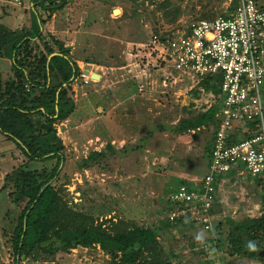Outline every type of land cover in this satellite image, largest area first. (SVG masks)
Returning a JSON list of instances; mask_svg holds the SVG:
<instances>
[{
	"label": "rangeland",
	"instance_id": "obj_1",
	"mask_svg": "<svg viewBox=\"0 0 264 264\" xmlns=\"http://www.w3.org/2000/svg\"><path fill=\"white\" fill-rule=\"evenodd\" d=\"M121 1L123 3L114 0L116 4L103 7L100 0H67L62 10L52 13L42 26L45 33H53L73 45L72 54L77 57L90 54L100 62L76 59L80 69L85 67L101 76L84 81L80 73L76 75L70 83L74 108L65 119L53 124L64 144L66 155L62 168L66 178L61 188L70 205L91 211L97 217V222L112 216L128 222L155 224L157 219H164L168 215L163 175L154 176L153 170L148 177L139 175L130 165L134 160L131 162L129 144L116 142L117 137L113 138L114 144L109 142L113 134H123V122L128 121L125 119L130 114V105L138 100L133 102L130 92L144 94L150 113L148 119L151 121L147 138L149 147L153 149L162 142L164 144V148L156 154L153 152L157 157L151 159L154 168H158L157 165H162L161 169L170 168L167 172L171 175L166 177L173 181V177H169L174 176L171 172L184 167L178 166L177 158L190 164L192 169L185 168L189 169L191 177L201 175L207 151L205 144L212 131V125L206 124L193 132L186 130L178 133L173 129L177 118L188 112L194 114L202 111L217 101L218 96L210 89L199 86L194 79L178 75L154 53L148 54L149 48L140 42L152 33L164 34L170 28L185 25L193 19L223 14L228 11L230 0H162V5L157 3L161 0ZM256 2L264 7V0ZM32 4L31 0H0V21L11 28L26 25ZM122 7H125L126 15H121ZM9 62V58L0 56V80L4 81L11 75ZM178 91H185L190 100L183 110L180 107L185 98L178 97ZM192 99H195L194 103ZM155 130L158 134L154 133ZM161 130L164 132L160 133ZM188 134L189 141H179ZM106 143L111 148V145L117 148L111 150ZM119 143L122 146H118ZM91 149H103L105 154L88 168L76 166ZM25 160L21 149L0 133V185L4 173L15 169ZM52 162L53 159L33 160L31 166H49ZM131 172L138 176L129 174ZM8 190L9 187L0 188L2 264L13 263L8 234L19 210V206L9 197ZM261 202L264 203L263 198ZM259 210H264V204L262 208H256L254 214L260 213ZM187 217V221L178 222L168 229L162 226L158 232L163 255L169 258L170 264H264L257 257H248L238 249L230 253V248H225L215 255V251L226 246L222 239H225L228 231L212 227V222L211 228L205 230L197 220ZM201 232L205 239L208 238L207 244H215L216 250L212 254L198 246L201 242L196 241L195 237ZM20 264H111V254L96 243L76 245L50 255L40 252L35 258L22 259Z\"/></svg>",
	"mask_w": 264,
	"mask_h": 264
},
{
	"label": "trees",
	"instance_id": "obj_2",
	"mask_svg": "<svg viewBox=\"0 0 264 264\" xmlns=\"http://www.w3.org/2000/svg\"><path fill=\"white\" fill-rule=\"evenodd\" d=\"M100 1L103 7L123 3L121 0L116 3L114 0ZM31 2L26 25L11 28L0 21V56L9 58L11 69V75L0 80V133L12 140L26 156L15 169L4 173L0 185V188H10L8 195L19 206L8 234L12 264H20L27 257L35 258L40 252L50 255L57 250L95 243L111 254V264H170L169 258L163 255L158 232L162 226L168 229L183 217L176 215L169 219L166 216L157 219L155 224L128 222L112 216L97 222L94 213L73 207L63 196L61 186L66 172L62 168L66 155L53 124L65 119L74 108L70 83L80 73L76 59L100 62L90 54L77 57L72 54L73 45L53 33L42 31L45 21L52 13L62 10L67 0ZM236 2L230 0L227 10H231ZM157 3L163 4L162 0ZM122 8L121 15H126L125 7ZM52 51L55 53L47 58ZM217 81L218 77L212 81L204 78L197 84L217 95ZM218 105L219 100L203 111L180 117L174 125L175 130L182 132L201 124H211L213 133ZM106 147L110 148V145L106 143ZM104 154L103 149H91L76 166L88 168ZM46 159H53L52 164L31 166L33 160ZM62 177L64 179L60 180ZM165 208H169V203ZM224 243L230 253L238 249L246 256L264 262V257L258 254L264 250V210L255 217H244L233 224ZM249 243L255 245L254 250L248 247Z\"/></svg>",
	"mask_w": 264,
	"mask_h": 264
},
{
	"label": "built area",
	"instance_id": "obj_3",
	"mask_svg": "<svg viewBox=\"0 0 264 264\" xmlns=\"http://www.w3.org/2000/svg\"><path fill=\"white\" fill-rule=\"evenodd\" d=\"M140 44L180 76L197 83L218 77L219 106L206 171L197 184L179 183L168 192L174 205L168 218L188 212L209 230L216 177L234 164L258 180L264 201V7L256 0H237L226 14L152 33ZM80 75L90 78L81 69ZM198 246L206 249L203 242Z\"/></svg>",
	"mask_w": 264,
	"mask_h": 264
},
{
	"label": "crops",
	"instance_id": "obj_4",
	"mask_svg": "<svg viewBox=\"0 0 264 264\" xmlns=\"http://www.w3.org/2000/svg\"><path fill=\"white\" fill-rule=\"evenodd\" d=\"M100 76L101 75L99 73V77ZM133 92L134 91L130 92L133 102H136L137 98L138 100L136 104L130 105L131 106V110L129 111L130 114L125 119L128 121L123 122V125H124L123 134H118V133L113 134L112 135L113 137L109 141L110 144H114L113 142H115V139L113 138H116V137L118 139V141L116 142L121 141V142H126L127 144H129V147L131 148L130 149L131 150V154H130L131 162L132 160H134L132 163H130V165L135 167L134 169L137 170V173L139 172V175H143V176L145 175L148 177V175H150L149 173H151V170L154 171V174H153L154 176L163 175L162 176L163 177L162 186L167 190V194L171 189H173L179 183H186L189 185L197 184L202 174L206 171V165H207L209 151L211 147V141H212V134H213L212 131H211L210 138L205 144L207 151H206L205 163L201 169V175L197 178L191 177L190 176L191 172H189V169H192V167H190V164H187L183 162L182 160H180L179 158H177L176 162L178 166H184V167H180V169H177L178 170L177 172L172 171L171 173L174 176H169V177L171 179L173 177L175 181L169 180V178L166 176L171 175L167 172V169H170V168L161 169L163 168L162 165H157L159 169L154 168L155 167V165L153 164L154 161L151 159L152 157H157V155L156 156L153 155V152L156 154L158 150L163 147L164 144L162 142L163 145L161 144L159 146H155V148L153 149L149 147L150 145L148 144L147 138L149 137L148 136L149 131H150L149 125L151 121H149L148 119V117L150 116V113H149V108L146 105L145 100H144V94L143 93H133ZM184 92L185 91L177 92L178 97L185 98V102L181 103L180 110H183L186 106L190 104V100L185 95ZM193 100L195 99H192V102ZM262 100L264 104V89H262ZM207 107L208 106H206L204 109H206ZM189 114L190 112H188V114L181 115V116L188 117L190 115H193V114H190V115ZM179 118L180 117H178L177 120ZM169 122H172V121H169ZM204 125L206 124H201L197 126L196 128H191V129H188L187 131L193 132L194 129H199L200 126L203 127ZM114 129L119 130L116 127H114ZM173 129L175 130L174 126H173ZM163 132L164 131L161 130L160 133H163ZM179 132L180 131H178V133ZM183 132L184 131H182L181 133ZM154 133L158 134V131L155 130ZM189 140L190 138L188 134L186 136H182L179 141L187 142ZM111 146H113V148L115 149L117 148V146H114V145H111ZM118 146H122L121 143H119ZM113 148H111V150ZM146 152H148V154ZM186 157L191 159L190 156H186ZM185 167H188L189 169ZM137 173L131 172L129 174L138 176ZM126 174L127 173H125V176ZM261 192H262V189H261L260 184L258 183V180L255 177H252L249 174H247L241 168L239 164H234L227 171L219 173L215 180V196L209 208V214H210V218L212 222V227L217 228L218 230H222V231L226 230L227 232L229 228L232 227L233 224L240 222L243 219V217H255L259 215L258 212L256 214H254V212L256 211V208L263 207L264 203L261 202L263 198V194ZM168 203H169V208H168V213H169V211L173 208L172 206L173 204H171L170 202ZM179 216L183 217V219L180 220L179 222L181 221L185 222L188 220L187 216H189V213L187 212L186 214H184V216H186L187 218L184 217L183 215H179ZM207 241L208 239H206L205 242L204 241L202 242L206 244V252L212 254V252L216 250V246L215 244H212V245L207 244L206 243ZM222 241H224V239H222ZM223 247L224 248H221L220 250L215 251L214 254L215 255L218 254L219 251L222 252L223 249L225 248L228 249V247L225 245H223ZM225 261L227 262V260Z\"/></svg>",
	"mask_w": 264,
	"mask_h": 264
},
{
	"label": "water",
	"instance_id": "obj_5",
	"mask_svg": "<svg viewBox=\"0 0 264 264\" xmlns=\"http://www.w3.org/2000/svg\"><path fill=\"white\" fill-rule=\"evenodd\" d=\"M69 45H66V47H68ZM55 52L52 51L50 52L48 55H47V58L51 55V54H54ZM81 71L85 74H88L90 77H93V78H99V73L98 72H95V71H90L89 69L85 68V67H82L81 68ZM48 182V181H47ZM46 182V183H47ZM46 183H44L43 185H45ZM41 190V188L39 189V191ZM259 255L263 256L264 257V250L262 251H259L258 252Z\"/></svg>",
	"mask_w": 264,
	"mask_h": 264
},
{
	"label": "clouds",
	"instance_id": "obj_6",
	"mask_svg": "<svg viewBox=\"0 0 264 264\" xmlns=\"http://www.w3.org/2000/svg\"><path fill=\"white\" fill-rule=\"evenodd\" d=\"M203 238H204V234H203V232L198 233V234L196 235V237H195L196 241H198V242H202V241H203ZM248 247H249L250 249H253V250H254L255 245L249 243Z\"/></svg>",
	"mask_w": 264,
	"mask_h": 264
}]
</instances>
